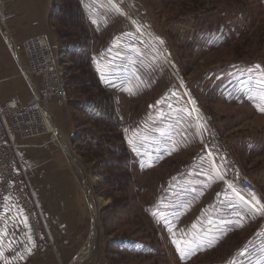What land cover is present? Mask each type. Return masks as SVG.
<instances>
[{"label": "rangeland", "instance_id": "rangeland-1", "mask_svg": "<svg viewBox=\"0 0 264 264\" xmlns=\"http://www.w3.org/2000/svg\"><path fill=\"white\" fill-rule=\"evenodd\" d=\"M117 1L133 24L110 0H51L69 96L48 109L70 152L57 135L18 138L39 143L26 155L17 145L54 246L38 249L15 196L0 193V264H264V209L215 173L237 186L239 167L256 185L243 193L264 204V0ZM26 76L31 100L39 79ZM62 186L69 228L49 216ZM174 240L192 244L182 256Z\"/></svg>", "mask_w": 264, "mask_h": 264}, {"label": "built area", "instance_id": "built-area-1", "mask_svg": "<svg viewBox=\"0 0 264 264\" xmlns=\"http://www.w3.org/2000/svg\"><path fill=\"white\" fill-rule=\"evenodd\" d=\"M14 48L24 57L28 73L39 79V86L31 100L15 95L0 101V193L7 197L14 195L21 209L29 214L30 224L33 231L35 230L37 248L43 249L45 246L53 247L54 241L48 234L43 235L40 231L37 198L29 185L26 171L21 166L16 138L32 139L52 135L53 121L48 106L52 102L64 106L68 100L69 88L48 33L32 35L14 42ZM208 151L212 155L209 149ZM238 170L240 168L236 167L233 173ZM240 173V176L236 174L237 186L229 181L226 184L232 191L235 190L234 193H240L253 203L246 194L254 193L256 185L241 170Z\"/></svg>", "mask_w": 264, "mask_h": 264}, {"label": "crops", "instance_id": "crops-1", "mask_svg": "<svg viewBox=\"0 0 264 264\" xmlns=\"http://www.w3.org/2000/svg\"><path fill=\"white\" fill-rule=\"evenodd\" d=\"M50 5L51 0H0V14H2L1 18L5 28L4 31L0 28V36L3 38V40L0 41V101H5L14 95H20L26 100L25 85L27 81L26 72H28L25 59L23 58V64H19L18 61L20 59L18 58L19 56H17L18 51L13 48L14 45L12 42L6 41L4 35L7 37L10 36L15 42H19L32 35L43 33L49 34L50 31H48L47 20L50 16ZM127 14L128 13L126 12V17ZM36 93L37 92H34V94ZM16 139L18 145L20 147L22 146L25 155V148H30L32 146L36 147V144H39L32 143L26 147L23 145L26 143H21L18 138ZM26 160L27 162H30L29 158H26ZM42 175V170L37 171L32 174V178L36 177L38 179ZM57 175L58 174L49 176V179H53L52 184H54L56 180H61L62 184L66 182L63 181V179L66 178L65 176L57 177ZM66 190L67 188L65 189L64 186L57 187V189H54L50 195V197L55 196V199L54 197L49 199L51 202H53V200L56 201V203L49 208L51 211L49 216L54 217V225L58 228H69L73 225L72 221L74 214H72V212L74 205L70 203L71 197ZM60 194L66 195L61 196V199H59L58 195Z\"/></svg>", "mask_w": 264, "mask_h": 264}, {"label": "bare ground", "instance_id": "bare-ground-1", "mask_svg": "<svg viewBox=\"0 0 264 264\" xmlns=\"http://www.w3.org/2000/svg\"><path fill=\"white\" fill-rule=\"evenodd\" d=\"M111 1V3L117 8V9H119V11L121 12V13H123V14H125L127 11L124 9V7H123V5L119 2V1H117V0H110ZM1 11V10H0ZM2 14H0V20H2ZM131 17V16H130ZM129 17V15L127 14V18L131 21V23L133 24V22H132V17L130 18ZM135 27V26H134ZM141 33V32H140ZM12 41V39H11V37L9 38V42H11ZM155 46V45H154ZM157 52L159 53V51L157 50ZM160 56V55H159ZM162 56V55H161ZM165 60H166V58L164 57V56H162ZM15 96V95H14ZM198 114H196L195 116H197ZM52 121H53V118H52ZM52 125H53V129H54V133L52 134V135H46V136H52V137H54V136H56L57 135V138H59V140H60V142H61V145H62V147L64 148V150H66L68 153L70 152V148L67 146V144L63 141V139L61 138V136H59L58 135V130H57V128H56V124H55V122L53 121L52 122ZM55 138V137H54ZM206 145V144H205ZM216 172V175H217V177L220 179V177L221 176H223L224 177V179L226 178L225 177V174H223V172L217 167L216 168V170H215ZM222 172V173H221ZM237 174H238V176H240L241 175V173H240V171H238L237 172ZM223 179V180H224ZM226 179H228V178H226ZM236 196H237V199H238V201L243 205V206H245L246 208H248V209H250V207H249V205H256V207H257V209H259V206L257 205V204H255L254 202L252 203V202H250L248 199H246L244 196H242V195H240V193H236L235 194ZM241 197L243 198V199H241ZM91 196H88V201L91 203ZM38 209H39V206H38ZM251 210V209H250ZM39 212H40V210H39ZM26 216H27V218H28V220H29V223H31V217L29 216V214H27V212H26V214H25ZM263 216V215H262ZM37 218H38V220H39V223L40 224H42L43 225V220H42V217H41V214L40 215H37ZM31 225V224H30ZM32 227V226H31ZM92 248H93V245L91 244V245H89V247L88 248H86V250H88V252H90L91 253V251H92ZM83 254V253H82Z\"/></svg>", "mask_w": 264, "mask_h": 264}, {"label": "snow or ice", "instance_id": "snow-or-ice-1", "mask_svg": "<svg viewBox=\"0 0 264 264\" xmlns=\"http://www.w3.org/2000/svg\"><path fill=\"white\" fill-rule=\"evenodd\" d=\"M262 83H264V81H262ZM260 111H264V108H260ZM220 179L223 180L224 177L221 176ZM233 191H235V190H233ZM241 199H243V198L241 197ZM257 204H260L259 200H257ZM249 207L252 211H260L261 209H264V204L260 205V209H257L256 205H249ZM25 220H26V218H25ZM194 227H195V225H194ZM173 242L177 245V249H178V251L181 252L182 256L185 254V249H190V246L192 244V241H183L182 242L180 240H174ZM181 243L184 244V248H181Z\"/></svg>", "mask_w": 264, "mask_h": 264}, {"label": "water", "instance_id": "water-1", "mask_svg": "<svg viewBox=\"0 0 264 264\" xmlns=\"http://www.w3.org/2000/svg\"><path fill=\"white\" fill-rule=\"evenodd\" d=\"M0 28H1V30L2 31H4L5 30V28H4V25H3V22H2V20H0ZM142 34V33H141ZM142 36H144L145 37V40L153 47V49H154V51H157V48L154 46V44L152 43V41L148 38V37H146L144 34H142ZM9 38H10V36H8ZM12 39V38H11ZM12 44L14 45V40L12 39ZM14 48V47H13ZM160 58L163 60V62L164 63H166L167 64V66H169V68L172 70V72L174 73V75L178 78V80L180 81V79H179V77H178V75H177V73H176V71H175V69L171 66V63L169 64L168 63V61L167 60H165L162 56H160ZM27 74L29 75V76H31L28 72H27ZM182 84V83H181ZM183 86V85H182ZM202 130V129H201ZM200 133H201V131H199ZM202 134V133H201ZM201 134H200V137H201ZM202 137H203V135H202ZM201 137V138H202ZM204 138V137H203ZM211 160L215 163V161H214V159L211 157ZM222 173V172H221ZM86 178V177H85ZM225 180V182L226 183H228V180L225 178L224 179Z\"/></svg>", "mask_w": 264, "mask_h": 264}]
</instances>
